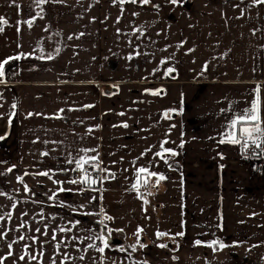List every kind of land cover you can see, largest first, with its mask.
I'll return each mask as SVG.
<instances>
[{
    "label": "crops",
    "instance_id": "crops-1",
    "mask_svg": "<svg viewBox=\"0 0 264 264\" xmlns=\"http://www.w3.org/2000/svg\"><path fill=\"white\" fill-rule=\"evenodd\" d=\"M41 7L43 18L29 28L25 21L41 11L34 0H0L7 21L0 25V62L32 54L9 61L0 77V192L6 193L0 215L12 214L0 220V232L7 233L2 264H60L65 252L72 257L66 264H232L235 254L247 258L242 264H260L262 256L251 258L264 247V155H246L220 140L257 85L264 103V4L50 0ZM49 53L54 59L38 58ZM164 140L178 153L168 155L171 167L154 155ZM80 149H94L88 155L98 154L100 168L108 170L101 177L114 173L115 179L99 180L96 188L71 183L82 173L66 161L82 155ZM141 166L167 177L158 186L153 177L149 190L140 189L146 204L129 191ZM46 170L51 178L33 175ZM25 183L31 191H24ZM22 222L26 227L19 228ZM103 224L121 245L99 253L87 244L102 247L101 240L72 239L99 235ZM138 228L146 245L138 247L142 259L120 251L136 240ZM157 231L173 238V248L159 247ZM213 240L225 247L208 246ZM58 241H64L59 253ZM41 247L39 262L19 259L38 255Z\"/></svg>",
    "mask_w": 264,
    "mask_h": 264
},
{
    "label": "snow or ice",
    "instance_id": "snow-or-ice-1",
    "mask_svg": "<svg viewBox=\"0 0 264 264\" xmlns=\"http://www.w3.org/2000/svg\"><path fill=\"white\" fill-rule=\"evenodd\" d=\"M50 0H34V4L37 8H40L41 11L37 12L36 15L32 16L29 20L25 21V23L28 25L29 28H31L33 26L34 21L36 20L37 17L39 18H43L42 13H43V8L41 7L44 4L49 3ZM58 2H62V0H58ZM115 2V0H114ZM119 2L121 4H123L125 2V0H119ZM130 2L132 3H136L137 0H130ZM140 3L142 4H148L150 2V0H139ZM171 3L175 4L178 2V0H170ZM253 3L255 4H264V0H253ZM133 15H138V13H133ZM94 19V18H93ZM117 22H119V17L117 18ZM7 21L3 18L0 17V25L6 24ZM0 31H3V27H0ZM45 31H47V29H45ZM119 31V29L117 30ZM142 34V33H141ZM80 36H83L84 33H80ZM73 37L69 36L68 39L71 40ZM60 49L57 48L56 49V53L59 54ZM191 51V49L189 50ZM41 53H43V49L41 48ZM139 54V53H137ZM27 55H32L31 53L29 54H25V53H20L14 57H8L7 59H5L3 62H0V77L4 76V68L5 65L9 63V61H13V60H19L24 56ZM39 59H48V60H52L54 59V56L49 53L47 56H44L43 54H41L39 57ZM129 59H131V57H129ZM166 61L165 60H161V64H164ZM174 71L173 68H168L165 72V75H169L170 73H172ZM3 81L0 80V83H2ZM146 91H150V90H146ZM160 90H156L155 92H153L152 94L157 95L159 94ZM249 104L248 107L235 112L233 117L231 118V120L229 121V123L227 124V128L228 131L226 133H224V138L220 140V143H231L233 145H239L242 152L247 153L248 151H252L254 155L256 156H261L264 155V115H262V113H264V103H262L261 100V86L257 85L254 89H253V98L251 99V101L247 102ZM84 107H93L92 105H85ZM12 108L15 109L16 105L13 104ZM70 110H74V109H70ZM64 110L61 109L60 112H63ZM15 113H11L9 114V124H11V117L12 115H14ZM33 113H28V116H32ZM35 115H40L39 113L35 114ZM120 115H123V113H120ZM168 113H165V116H167ZM60 118V117H57ZM98 127V126H97ZM123 127H128V125L125 123L123 124ZM91 131V129H90ZM4 139V137H0V140ZM53 143H56L55 141H53ZM168 143L167 140H164L160 143V150L155 152L154 155L156 157H159L161 160L164 161L165 164H168V159L166 157V154L171 155V156H175L178 153H176L173 149L167 148L165 147V144ZM181 147H183V144L180 145ZM259 150L258 152L256 150ZM81 154H78L76 157H71L69 158L66 162L68 164H74L75 168L72 169L73 171H79L81 173H83L82 175H80L77 179H74L72 181H70L73 184L76 183H82V184H86V185H94L98 182V180H103V179H108V178H112L115 179V174L114 173H109L108 176L105 177H96L94 178L91 173L89 172V167L93 170V171H104L107 172V169H101L100 168V163L98 160V154L96 155H88V153L90 152H95L94 149H80L79 150ZM151 149H147L146 152H150ZM44 156H47L49 153L48 152H43L41 153ZM71 155V154H70ZM141 155H145V153H142ZM247 158V157H246ZM138 159V158H137ZM133 163L135 164L136 161H133ZM87 166V167H86ZM169 167H171V164H168ZM13 168H15V166L13 165L12 167L8 168L7 171L11 172L13 170ZM51 170H46V171H40L37 173H33V175H39V176H46V177H50L49 173ZM61 171H67V169H61ZM28 173L25 172V175H27ZM155 177V183L153 186H158L159 183L165 179H167V177L163 174V173H157L155 171H151L149 169V167H138L136 168V178H135V183H133L131 185V188L129 189V191H135L138 195V197L143 200V202L146 204L148 201L145 199L144 195L141 193L140 189L143 187L145 189L148 188L151 178ZM17 180L20 181L21 183H23V176H18ZM57 183H59L57 181ZM24 187V191L25 192H29L31 191L28 187V185L25 183L23 184ZM61 191H64V189H60ZM83 190V189H82ZM95 190V189H93ZM0 195H6V193L4 192H0ZM148 195H151V192H148ZM11 199V197H9ZM51 199V197H50ZM93 199H95V197H93ZM11 207L14 209L16 208V203H13L11 205ZM103 211V210H101ZM9 219L11 218V212H8L5 214ZM5 215H0V220H4L5 219ZM22 215H27V213H22ZM105 219H112L111 217L107 216L105 214ZM79 223V222H76ZM101 223H103V220L101 221ZM19 228H24L26 227V222H22L19 226ZM71 229H67L64 227H60L59 231L60 232H66V231H70ZM35 231L37 233H41V229L40 228H36ZM56 229H53L52 233H51V240L52 241H56ZM143 231L142 228H138L137 232L134 233V235L136 236V243L133 245H130L129 247H131L132 251H136L137 245H139L141 248L146 247L145 244L141 243L140 238H139V234ZM43 236L47 237L49 235V232L47 230V225H45V229L44 231L41 233ZM157 237H161V236H166L168 235V233H163V232H159L157 231L156 233ZM175 235L177 236H183L184 233L183 232H179L176 233ZM7 236L6 232H0V239H3ZM25 237L23 235H21L19 237V240H24ZM33 243L37 242L39 240V237L33 236L31 237ZM73 240H93V239H98L101 240L103 242V246H97L94 242L93 243H89L87 244V248H91V249H95L96 251H98L99 253H104L105 249L109 247L108 244V239L105 238L104 234L101 233L99 235H95L94 236H89V237H73ZM12 243H15V241H13ZM12 243L8 244V248H9V252L8 255L11 256L12 255ZM42 245L44 243H48L47 240L41 242ZM64 243V241H58L55 243L54 247L56 249V252L59 253L60 249H61V245ZM195 245H200L202 242L200 240H196ZM219 244L220 248L225 247V245L222 242H219L217 240H213L208 242V246H214ZM66 246V245H65ZM29 246L25 245V249H27ZM159 247H167L166 244H161L159 245ZM120 251H126L125 248H121ZM44 254L43 251V247H41V250L39 252V254H28L27 252L25 253V255H21L19 257V259L21 261L25 260V256L27 255L29 260H33V261H40V257H42ZM129 255H131V253H129ZM174 259H178L177 257H173ZM3 257H0V264H2L3 261ZM69 259H72V257L67 253H63V259L61 260L60 264H66V261H68ZM79 259H84L83 256H80ZM52 264H56V260L53 259L52 260ZM146 264V262H145Z\"/></svg>",
    "mask_w": 264,
    "mask_h": 264
},
{
    "label": "trees",
    "instance_id": "trees-1",
    "mask_svg": "<svg viewBox=\"0 0 264 264\" xmlns=\"http://www.w3.org/2000/svg\"><path fill=\"white\" fill-rule=\"evenodd\" d=\"M243 153H244V152H243ZM244 154L249 155V156H252V157H259V156L254 155L252 152H247V153H244ZM166 157H167V159H168V154H166ZM173 166H174V163H173ZM86 167H87V166H86ZM259 167H260V169H261V165H260ZM261 170H262V169H261ZM80 185H81L82 187H84V188H96V187H97V183L94 184V185H91V186L86 185V184H82V183H80ZM149 188H150V187H149ZM149 188H148V190H149ZM101 231H102V233L104 234L105 238L108 239L109 247H118V246L113 245V244L111 243V236L114 235V230L109 229L105 224H103V225H101ZM161 239H162V243H163V244H166L167 247H171V248H173V247H172V242H171V241L173 240V238H168L167 236H161ZM140 241H141V240H140ZM135 243H136V240H135ZM135 243H134V244H135ZM141 243H143V242L141 241ZM138 247H140V246L137 245L136 251H132V249H131V250H130V249H126V250H128L129 253H131V255H130L131 258H134V259H142L141 256L138 255L139 252H140V248H139V250H138ZM214 248H218V244H217V245H214Z\"/></svg>",
    "mask_w": 264,
    "mask_h": 264
},
{
    "label": "rangeland",
    "instance_id": "rangeland-1",
    "mask_svg": "<svg viewBox=\"0 0 264 264\" xmlns=\"http://www.w3.org/2000/svg\"><path fill=\"white\" fill-rule=\"evenodd\" d=\"M125 1H128V0H125ZM12 23H10L9 24V28H11V29H13V26L11 25ZM13 32H14V29H13ZM1 175H3V174H1ZM14 175H16L17 177L18 176H21V175H19V173H13L12 174V177H13V179L15 180V182H16V180L17 179H15V177H14ZM19 183V181L17 180V184ZM14 188L16 189V191H19V186L18 185H15L14 186ZM4 240V238L3 239H0V244L2 245L4 242H2ZM135 239H133L132 241L131 240H127V241H125V249H130L131 250V247H129L130 245H133L134 243H135V241H134ZM204 254V253H203ZM222 254H224V253H221V255ZM205 255L206 254H204V257H205ZM220 255V256H221ZM229 255H231V256H233V254L232 253H230ZM262 256V257H261ZM234 257H236V258H234ZM234 257H233V262H232V264H242V261H244V260H247V258L245 257H243V255L242 254H235L234 255ZM260 257H261V263L260 264H264V247H263V251H262V254L260 255V253H259V256L258 257H253V258H251V259H254V260H257V259H260ZM205 259H206V257H205ZM210 259V258H209ZM209 261H211V260H209ZM260 261V260H259ZM226 264H229L228 262L226 263Z\"/></svg>",
    "mask_w": 264,
    "mask_h": 264
},
{
    "label": "built area",
    "instance_id": "built-area-1",
    "mask_svg": "<svg viewBox=\"0 0 264 264\" xmlns=\"http://www.w3.org/2000/svg\"><path fill=\"white\" fill-rule=\"evenodd\" d=\"M257 152L259 151L258 149L256 150ZM248 152H252V151H248ZM253 153V152H252ZM89 172L91 173V175L96 178V177H101V172L100 171H93L90 167H89ZM83 174V173H82ZM99 181V180H98Z\"/></svg>",
    "mask_w": 264,
    "mask_h": 264
},
{
    "label": "water",
    "instance_id": "water-1",
    "mask_svg": "<svg viewBox=\"0 0 264 264\" xmlns=\"http://www.w3.org/2000/svg\"><path fill=\"white\" fill-rule=\"evenodd\" d=\"M111 243H112L113 245H121L122 240L119 239V238H113L112 241H111Z\"/></svg>",
    "mask_w": 264,
    "mask_h": 264
},
{
    "label": "flooded vegetation",
    "instance_id": "flooded-vegetation-1",
    "mask_svg": "<svg viewBox=\"0 0 264 264\" xmlns=\"http://www.w3.org/2000/svg\"><path fill=\"white\" fill-rule=\"evenodd\" d=\"M113 238H115V237L114 236H111V241H112Z\"/></svg>",
    "mask_w": 264,
    "mask_h": 264
}]
</instances>
